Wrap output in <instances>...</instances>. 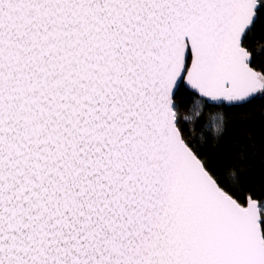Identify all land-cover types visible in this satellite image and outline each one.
<instances>
[{
	"label": "snow or ice",
	"instance_id": "1",
	"mask_svg": "<svg viewBox=\"0 0 264 264\" xmlns=\"http://www.w3.org/2000/svg\"><path fill=\"white\" fill-rule=\"evenodd\" d=\"M0 264H264V0H0Z\"/></svg>",
	"mask_w": 264,
	"mask_h": 264
}]
</instances>
